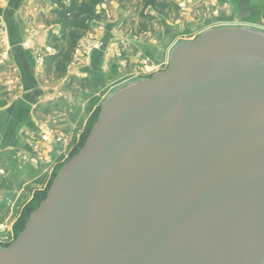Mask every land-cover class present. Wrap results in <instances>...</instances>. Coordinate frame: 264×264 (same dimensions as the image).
<instances>
[{"label":"water","instance_id":"95a60500","mask_svg":"<svg viewBox=\"0 0 264 264\" xmlns=\"http://www.w3.org/2000/svg\"><path fill=\"white\" fill-rule=\"evenodd\" d=\"M0 264H264V33L206 30L108 97Z\"/></svg>","mask_w":264,"mask_h":264},{"label":"crops","instance_id":"0c3cea01","mask_svg":"<svg viewBox=\"0 0 264 264\" xmlns=\"http://www.w3.org/2000/svg\"><path fill=\"white\" fill-rule=\"evenodd\" d=\"M209 1L211 6L218 3L215 5L218 21L235 20L240 27L264 33V0ZM48 2L0 0V194L6 195L8 191L15 194L11 204L17 200L16 193L22 185L9 190L2 187V182L21 183L22 178L31 174L30 170L41 172L43 178L52 153L68 143L66 130H57L62 127L57 123L62 120L56 118L62 110L60 106L63 104L69 113L78 112L73 109L78 98L98 97L100 88L113 82L108 65L115 43L106 51L88 50L78 64L67 69L63 78L40 80L43 58L48 54L45 26L37 17L45 13L44 7L52 9ZM81 117L82 114L74 127ZM47 176L49 182L50 173Z\"/></svg>","mask_w":264,"mask_h":264},{"label":"rangeland","instance_id":"374dc122","mask_svg":"<svg viewBox=\"0 0 264 264\" xmlns=\"http://www.w3.org/2000/svg\"><path fill=\"white\" fill-rule=\"evenodd\" d=\"M167 1H170V5L165 10L164 6L157 3L158 11L144 7L145 0H107L97 8L101 18L90 22L91 32L80 41L72 55L67 54L64 68L67 71L71 65L78 64V59H83V54L92 48H102L106 51L115 43L116 49L111 51V62L108 65L112 74L110 80L113 82L106 83L107 86L100 88L98 97L78 98L75 104L73 103V109H77L78 112L69 113L64 110L63 104L60 106L62 110L58 114L62 117L58 118L56 115V118L62 120L57 122L62 127H57V130L63 132L66 130L68 143L65 146L61 145V148H57L50 156L47 175L57 174L82 149L86 141L83 143L81 141L84 136H88L90 132L88 129H92L96 120L94 118L108 97L131 84L150 79L166 70L172 50L180 44L194 41L204 31L219 27H240L235 20L218 21L215 7L218 5L217 2L211 6L209 0ZM50 4L49 0L47 5L51 6ZM44 10L45 13H41L37 19L45 26L46 36L50 28L47 26H52L55 31L58 27L50 23L53 18L49 9L44 7ZM143 14L150 17L146 25L140 18ZM46 48L45 53L48 55L54 53V49L47 43ZM39 78L43 82L48 79L53 81L59 79L55 77L53 69L45 64ZM81 114L82 120L74 127ZM29 173H31L29 176L21 180L22 186L16 193L17 200L13 204L9 203L7 209L0 213V249L8 247L16 239L15 235L21 233L20 227L29 219H26L28 216L26 213L31 215L37 209L31 204L32 197L44 191L51 182L50 179L49 183L47 182V175L41 178L39 175L41 172L33 173L30 170ZM39 182L44 184L41 185Z\"/></svg>","mask_w":264,"mask_h":264},{"label":"trees","instance_id":"16d2710c","mask_svg":"<svg viewBox=\"0 0 264 264\" xmlns=\"http://www.w3.org/2000/svg\"><path fill=\"white\" fill-rule=\"evenodd\" d=\"M106 1L107 0H50L53 5L50 10V15L53 20L50 23L58 27V30L55 31L52 26H47L50 28L47 30L46 43L49 47L54 49V53L46 55L43 58V64L53 69L56 78L60 79L65 75L66 68H64V62L66 61L67 54L72 55L77 49L80 41L91 32L90 22L101 18V14L97 11V8ZM157 3L164 6V10L170 5V1L168 2L167 0H145L144 7H151L153 10L158 11ZM140 18L145 25L149 23L148 19H150V17L148 15L143 14ZM97 117L98 115H96L94 119H97ZM88 131L90 130L88 129ZM86 139L87 136H84L81 143L85 142ZM55 176L56 174L50 177L51 182H48L49 184L44 191L32 197V206L38 208L40 203L46 198L52 184V179L54 180ZM1 185L10 190L11 188L19 189L21 183L15 180L13 183L2 182ZM14 198L15 194H11L10 191L3 196L0 194V213L7 209L8 203L12 202ZM26 216V219H28L30 214L26 213ZM24 226L25 224L20 227L19 232H22ZM18 234L19 233L15 235L16 238Z\"/></svg>","mask_w":264,"mask_h":264},{"label":"built area","instance_id":"2783aa9c","mask_svg":"<svg viewBox=\"0 0 264 264\" xmlns=\"http://www.w3.org/2000/svg\"><path fill=\"white\" fill-rule=\"evenodd\" d=\"M46 138H48V137L46 136ZM46 138H45V139H46Z\"/></svg>","mask_w":264,"mask_h":264}]
</instances>
